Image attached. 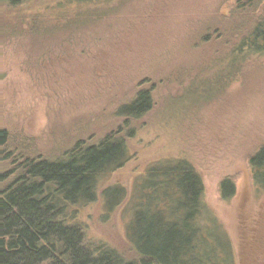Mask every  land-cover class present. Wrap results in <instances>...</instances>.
I'll list each match as a JSON object with an SVG mask.
<instances>
[{
  "label": "rangeland",
  "instance_id": "rangeland-1",
  "mask_svg": "<svg viewBox=\"0 0 264 264\" xmlns=\"http://www.w3.org/2000/svg\"><path fill=\"white\" fill-rule=\"evenodd\" d=\"M235 2L31 0L0 7V130L14 152L0 159V177L7 174L0 189L17 173L21 154L59 161L78 142L97 145L121 132L126 161L98 178L94 201L65 211L87 245L138 262L128 227L147 176L184 161L201 179L204 205L227 235L233 264H264V188L248 165L264 143V56L231 67L217 37L231 26ZM141 89L150 91V111L136 120L118 116ZM224 179L235 186L228 200L219 193ZM110 188L125 197L107 209L103 192Z\"/></svg>",
  "mask_w": 264,
  "mask_h": 264
},
{
  "label": "trees",
  "instance_id": "trees-1",
  "mask_svg": "<svg viewBox=\"0 0 264 264\" xmlns=\"http://www.w3.org/2000/svg\"><path fill=\"white\" fill-rule=\"evenodd\" d=\"M29 1L0 0V7L16 9ZM227 20L231 26L217 38L229 50L226 56L231 67L234 60L240 67L244 61L264 56V0H236ZM32 22L35 26L36 20ZM206 33L204 38H210ZM234 40L235 45L231 44ZM151 108L150 91L141 89L117 114L136 120ZM120 134L112 133L92 146L78 142L59 161L24 154L15 160L19 161L17 173L0 189V264H233L227 235L204 205L201 179L184 161L154 168L147 176V193L128 227L138 262L125 261L104 245H87L83 230L64 219L68 206L94 201L98 178L126 161L125 139ZM9 143L8 133L0 130V159L4 161L14 154ZM248 165L253 183L264 188V143L250 156ZM6 178L7 174L0 177V183ZM219 193L222 200L231 199L233 182L221 181ZM103 196L107 209H112L125 191L110 188Z\"/></svg>",
  "mask_w": 264,
  "mask_h": 264
}]
</instances>
